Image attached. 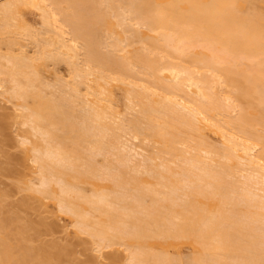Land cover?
<instances>
[{
  "label": "bare ground",
  "instance_id": "6f19581e",
  "mask_svg": "<svg viewBox=\"0 0 264 264\" xmlns=\"http://www.w3.org/2000/svg\"><path fill=\"white\" fill-rule=\"evenodd\" d=\"M0 95L21 205L101 257L264 264V0H0ZM9 194L0 264H50Z\"/></svg>",
  "mask_w": 264,
  "mask_h": 264
},
{
  "label": "rangeland",
  "instance_id": "374dc122",
  "mask_svg": "<svg viewBox=\"0 0 264 264\" xmlns=\"http://www.w3.org/2000/svg\"><path fill=\"white\" fill-rule=\"evenodd\" d=\"M64 70H66L64 68V65H61V71L64 72ZM0 97L3 98L4 96L2 97L0 95ZM1 98H0V116H4L5 118L7 116L10 121L7 124V126L9 125V129H8V127L7 128L5 127L6 125H4V123L2 126L0 125V128L5 127V129H6V132L0 133V188L3 190V192H7L8 194L10 193L9 196L7 197V198H9L10 203H8V201L6 199V201H5V204L7 202L6 206H9V204H11L10 206L16 207L17 212L19 211L21 213V215L24 216L23 219L26 220V218H27L26 223L29 222L27 224L30 226L29 234L32 237V240L29 244H31L33 247H38L39 245H41L42 247L44 246L45 250L47 249L45 251V256H46V258L48 257L50 264L53 263L52 262V261H54L53 259H56L55 257L57 256V250L55 247L56 245L59 247L63 246L62 250L64 247L69 248V251L65 252L66 254L68 253L67 254L68 256L64 255V257H63V261H64L63 264H112L114 257L118 258V257H121V255H123L121 250L106 249L102 252V257H101V253L97 249H95V244L92 241V239L89 238V236H88V238H89L88 239L87 235H80V234L78 235V234H75L74 232H72L71 229H69L67 226H65V222L63 221V218H59L60 215L58 216L59 213L56 212L57 211L56 209L52 208L51 206H46L40 199H36V198H35L36 200L31 198V200L29 201V205L23 204L25 207L21 205L22 203H20V199L23 197V195L25 196L27 191L25 194H22V191L24 193L25 190H22L21 193L18 192L19 190L18 191L16 190V189H19V187L17 188V187H15V185L17 186L19 184V182H18V184H13V182H15V176L19 177L20 174H18V175H12L11 174L13 166L16 165V163H15L16 159L17 160L19 159L22 162L21 163L19 161V163H21L19 165V163L17 161L18 166H20L21 168H25V166H26V163H25L26 162L25 161L26 156L24 155V153L22 151L25 149H22L24 147L20 146L21 144L17 145L18 141L14 140L18 137V136L16 137V135L19 131L18 129H20V128H17V125L15 124V121L18 118V111L16 110L14 102L12 100H8L5 98L3 100ZM0 119H1V117H0ZM7 122H8V119H7ZM12 125H13V127H11ZM10 127L15 128V130L11 129ZM23 127H21V128L24 129L25 127L24 128ZM3 131H4V128H3ZM0 132H2V129H0ZM11 132H13V134ZM13 135H15L16 138H13L14 137ZM11 162H12L13 166L10 165ZM22 164H24L25 166L24 165L22 166ZM17 165L15 167H18ZM13 170H15V169H13ZM22 170H24V169H21V171ZM18 172L20 173V170H18ZM29 197H30V194H29ZM27 199H28V197H27ZM24 200H25V198H24ZM24 200H21V201L26 203L27 200H25L26 202ZM7 208H11V207H7ZM15 211H13L12 213H15ZM15 214H17V213H15ZM48 226H49V228H48ZM50 226L55 227V229H56V230L54 229L55 232L53 230H51L53 233H50L51 231L48 230V229L52 228ZM47 230L49 232H47ZM38 232L41 233L40 236H39ZM35 234H37V235H35ZM39 248H41V247L39 246ZM65 248H64V250H67V248L66 249ZM57 249H59V248H57ZM55 251H56V255L54 256ZM69 253H70V255H69ZM98 254H99V256H98ZM64 258H66V260H64ZM57 262H58V260H57ZM59 263L60 262H58V264ZM54 264H56V263H54ZM61 264H62V261H61Z\"/></svg>",
  "mask_w": 264,
  "mask_h": 264
}]
</instances>
